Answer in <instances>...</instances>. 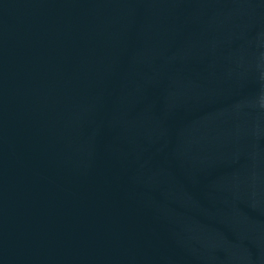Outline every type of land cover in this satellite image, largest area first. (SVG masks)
<instances>
[{"label": "water", "instance_id": "1", "mask_svg": "<svg viewBox=\"0 0 264 264\" xmlns=\"http://www.w3.org/2000/svg\"><path fill=\"white\" fill-rule=\"evenodd\" d=\"M211 264H264V245L239 252Z\"/></svg>", "mask_w": 264, "mask_h": 264}]
</instances>
